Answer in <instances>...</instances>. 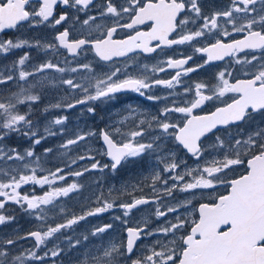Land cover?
<instances>
[{"label":"snow or ice","instance_id":"obj_1","mask_svg":"<svg viewBox=\"0 0 264 264\" xmlns=\"http://www.w3.org/2000/svg\"><path fill=\"white\" fill-rule=\"evenodd\" d=\"M93 4L94 0H0V32L19 29L26 23L53 30L67 25L56 31L52 41L0 39V54L27 47L43 51L47 57L28 70L31 54L25 51L0 70V86L17 89L0 88V226L16 220L6 214L8 204L37 222L34 230L23 235L16 231L0 236V264H43L45 257L57 258L84 247L89 237L99 238L101 243L85 248L76 257V264H264V0H229L223 9L207 13L201 0H103L97 5V13L88 15ZM57 5L66 9L58 16L54 15ZM81 12L86 16L83 20L75 15ZM98 19L104 22L97 23ZM140 26L147 30H140ZM125 30L131 34L115 38ZM77 33L80 38L73 39ZM233 34L241 38L233 39ZM173 46H187L192 55L169 56L154 65L139 64L137 57L163 54L162 49ZM61 50L63 60L59 59ZM86 50L109 65V70L97 73L92 62L79 63L77 58ZM196 54L203 63L189 66ZM116 58L123 59L122 66L116 65ZM226 58L230 63L215 74L214 82L185 83L190 73ZM169 70L174 74L168 79L156 78ZM237 72L243 78H236ZM48 86L69 95L48 105L44 112L80 106L82 114L95 116L99 106H122L109 115V123L98 133L78 128L71 137L55 148H45L38 156L34 147L47 137L67 135L66 115L49 120L44 135H38L39 123L32 118V108ZM152 89H164L166 94L155 95ZM128 93L163 102V106L156 114L148 113L139 105L123 103ZM210 103L218 106L197 114ZM21 105L28 110L21 112ZM242 125L248 128L246 134ZM57 127L59 133L54 130ZM232 128L237 131H230ZM222 130L224 135L204 144L210 134ZM10 135L28 138L31 146L23 151L8 146L5 141ZM93 137L103 142L101 149L89 147L85 154L70 159L75 147ZM169 142L194 158L195 167L179 159L168 147ZM93 151L109 162L96 160ZM54 152L63 166L46 169L43 165L49 161L44 158ZM145 157L154 158L156 164L138 183L151 188V197L133 196L130 202L117 203L119 197L114 191L121 195L129 187L135 191V185L125 183L120 189H108V196L101 190L85 197V202L94 206L81 214L69 213L62 203L63 198L82 194L84 186L78 178L86 173L108 170L115 174ZM85 160L93 162L78 171H68ZM237 168L244 171L233 176ZM69 177L74 178L71 183L66 182ZM25 185L39 186L41 193L24 192ZM221 188L225 194L219 193ZM177 193L184 199L176 200ZM206 193L215 195L205 199ZM198 195L205 202L193 208ZM148 205H155V220L163 218L164 223L152 227V220L143 218L136 226H129L134 210ZM188 208L193 211L188 212ZM114 209L121 214L112 216L113 223L95 226L82 238L65 235L88 217ZM115 222L122 226L125 238L119 243L105 242L103 236L116 227ZM149 238H153L152 243L133 258L138 242ZM24 240L34 244L17 248ZM52 241L57 242L40 255L39 250Z\"/></svg>","mask_w":264,"mask_h":264},{"label":"flooded vegetation","instance_id":"obj_2","mask_svg":"<svg viewBox=\"0 0 264 264\" xmlns=\"http://www.w3.org/2000/svg\"><path fill=\"white\" fill-rule=\"evenodd\" d=\"M103 2V0H94V4L91 7V9L88 11V15H95L97 13V5H100ZM205 12H209L212 9H223L224 7H226L229 3V0H201ZM66 9L64 8L63 5H57L55 8V12L54 15L58 16L62 11H65ZM75 15H77L79 17L80 20H83L86 18L85 13H76ZM104 21L101 20H97V23H103ZM122 22H126V21H122ZM111 21H108V26H111ZM67 25H63V26H57L56 30L54 31H62L63 27H66ZM189 27H194L192 25H190ZM140 30H147V28H145V26H140ZM11 31L10 30H4L1 33L2 38H7L8 39V35H11ZM56 34V33H55ZM127 34H131L128 32V30H125L124 32H120L116 35L115 38L117 39H122V38H126ZM79 33L74 34L73 35V39H78L80 38ZM94 35H99V33H95ZM174 38V37H173ZM233 39H239L241 38L239 34H233ZM197 46H200L199 44H197ZM162 53H153L150 55V57L147 58H142V57H137L139 64L140 65H144V64H148V65H154L157 64L159 61L166 59L169 56L172 57H179L181 54L183 55H192V49L187 47V46H173L171 49H162ZM257 56H259V53H255ZM69 59L71 60V57H69ZM77 60L79 61V63H88V62H92L93 68L97 73H103V72H107L109 70V65L105 64L104 62L98 61L96 59H94V54L90 51V50H86L85 52L81 53V55L77 58ZM117 66H122L124 61L122 58H116L115 61ZM203 63V58L200 56V54H196L193 56V60L190 61L189 66H194L195 64H200ZM230 63L229 59L226 58L225 61H217L214 62L212 65L210 66H206L204 69H201L195 73H190L188 77H185V83L188 85L193 84L194 82H198V81H213V78L215 76V74L220 71L221 69L225 68L228 64ZM74 66V64H70L69 65ZM1 69H3V67H1ZM174 72H172L171 70L164 72V73H159L157 75L156 78H160V79H168L171 75H173ZM236 78H243L242 75L237 72L236 73ZM1 88H7L9 86H0ZM9 89V88H7ZM15 88H10L11 91H14ZM179 91L182 92V88L179 89ZM152 92L155 95L161 96V95H165L166 91L164 89H152ZM8 92L5 91L3 94H7ZM79 98V97H78ZM56 103L55 100H53L51 97H42L40 101L36 102L33 105L32 111H33V119L34 120H38L39 123V128H38V135L43 136L44 135V126L45 124L49 121L52 120L53 118L57 117V116H61V115H66L68 117V120L66 122V131H67V135H56V136H49L47 137L45 140H43L41 142L40 145H36L34 147V151L36 152V154L38 156H40V154H42V151L40 150L41 148H43V146H46L47 143H51L50 146H55L57 142H63V140L68 138V122H74V121H82V125L81 128L84 131H89V130H94L95 126H89L87 123L94 121V117H98L100 119H102V124H99L96 126L97 128V133L99 132V130L101 128H104L105 125V121L104 118L105 116L110 115L111 113H114V111L116 109H119L122 105L117 103V104H112V105H103V106H99L97 109V114L95 116H92L91 114H88L87 112H84L83 114L81 113V107L77 106L75 109H69V110H63V109H59V108H50L47 112H44L43 109H45L48 105L50 104H54ZM123 103H131L134 106L135 105H139L141 107V109L143 111H146L148 113H152V114H156L158 113L159 109L163 106V102H152V101H147L145 100L143 97H139L137 94L135 93H128L126 94V97L123 98ZM215 106H218L216 104H208L206 106L203 107V110H197V114H204L207 112H210L212 110H214ZM28 110V109H27ZM26 110V111H27ZM74 113V114H73ZM88 116H90L89 119ZM74 118L76 120H74ZM113 118L115 119L116 117L113 116ZM242 127L245 128V134L248 131V128L243 126ZM55 131H57V133H59V128L57 127L56 129H54ZM230 131L232 132H236L237 130L235 128L230 129ZM224 131H219V132H215L214 134H210V138L204 141V144H210L215 140V136L216 135H224ZM12 138V140H11ZM19 137L15 136V135H10V137L5 141V143H12V142H16L17 145H20L17 143V139ZM23 139H27V141L31 144V141L28 138H23ZM96 141H87L86 143L82 144V147L86 148L88 150L89 147H91L92 149H101L103 147V143L102 141L96 137L95 139ZM168 147L171 149H176V147L172 144V143H168ZM179 151L181 152L180 154L183 156L185 155V157L188 160L194 161V158H191L190 155H188L186 152H184L182 149H179ZM92 155L95 156L96 160H99L102 164L103 163H108V159L107 157H104L102 155L99 154V152L97 151H93ZM52 155L49 156V162L50 164L52 161ZM196 163V162H195ZM128 169V170H127ZM130 173H129V172ZM244 171V169L237 173L236 175L242 174ZM99 171H94V172H90L91 174L96 173ZM131 172H135V163L134 164H127L125 165L123 168H121L117 173L113 174L108 170H105V173H101L99 172V178L96 181V185L91 189L92 193L93 192H99L101 190H103L104 195L108 196V189L112 188V186H114L113 189H116L118 186V182L119 180L128 178L131 174ZM235 175V174H234ZM233 175V176H234ZM125 183H129V184H133L136 186V182L135 179L133 177V179L130 180L127 179ZM131 188V187H130ZM136 189V188H135ZM23 191L24 192H31V191H36L37 194L41 193V189L39 186H33V185H25L23 186ZM220 194H225V189L221 188L218 190ZM92 193H90L88 190H86V194L83 195V198L90 196ZM149 193V192H148ZM107 194V195H106ZM114 196L119 197V199L117 200V203L120 202H130V200L132 199V197L130 196H134L135 195V191L131 194H128L127 196H123L124 197V201L121 199L120 193L119 192H113ZM149 195H151L149 193ZM215 195V193H210V197L212 198ZM137 196V195H136ZM130 198V199H129ZM65 204L64 206L67 208L68 210V198H63ZM205 202V201H204ZM7 205V211L6 214L8 215H14L16 217V220L12 223H9L7 225L4 226H0V236H10L14 234V232L18 231V233L20 235H23L24 233H27L28 231L34 230L37 227V222L33 221V219L31 220L30 217L24 215L20 209L18 207H16L15 205ZM105 215V214H104ZM197 216V214H196ZM23 218V223H22V227H24V230H18L20 229V222H22L21 220L18 219H22ZM198 218V216H197ZM56 222H60V221H56ZM11 229V230H10ZM123 237H120L119 242L125 238L124 233L122 232ZM121 234V236H122ZM65 235L68 236V230H66ZM59 239H63V237H60ZM57 241H52L50 243H48L46 248H42L41 250H39V254L43 255L44 251H47L48 249H51L54 245V243H56ZM116 242H118L116 240ZM34 244V241L31 240H24L21 241L18 245L17 248H31L32 245ZM66 247V246H65ZM71 252V251H70ZM70 252L66 251L62 256L57 257V258H51V257H45L43 264H53V259H55V264H68V257L70 255ZM142 254V253H141ZM139 254V255H141ZM34 264H41V262L37 261L34 262Z\"/></svg>","mask_w":264,"mask_h":264},{"label":"rangeland","instance_id":"obj_3","mask_svg":"<svg viewBox=\"0 0 264 264\" xmlns=\"http://www.w3.org/2000/svg\"><path fill=\"white\" fill-rule=\"evenodd\" d=\"M11 35H8V39L12 38V39H16V38H25V39H39L41 41H52L53 37L55 36L56 31H54L53 29L49 28L46 25H40L38 27L32 28L29 27V25L26 23L23 26H21L19 29H11ZM0 32V39H7V38H2ZM25 51H30L31 54V60L28 62V70L31 69V66L33 64H39L44 62L47 57L45 56L43 51H38L35 48L32 49H28L27 47L23 48V49H15L12 50L10 53L8 54H0V70H3L5 68V66L11 65L13 63V61H15L16 59H18V57L22 56L23 53ZM62 54L60 55L59 59L63 60L64 59V55H63V50H61ZM49 55H51V53H49ZM1 67H3V69H1ZM57 76H59L60 74H56ZM64 78H68V76H64ZM1 88V87H0ZM7 88H15L14 91H16V87L15 86H9ZM6 88V89H7ZM8 94V93H7ZM5 94V95H7ZM69 94L66 93L63 89L61 88H53L51 86H48L42 93L41 98L43 97H51L53 100L57 102L62 101L66 96H68ZM78 98V97H76ZM69 102H71V99H69ZM27 110V106L26 105H21L20 106V111L24 112ZM74 114V113H73ZM90 116H88L87 119H89ZM81 118H79V121H74V122H68V138L71 137L78 128H81L82 125V121H80ZM114 119V118H113ZM74 120H76L74 118ZM105 124L109 123V115L105 116L104 118ZM89 126H95L94 130L97 132V128L96 126L99 124H102V119L100 117V119L98 117H94V121L88 122L87 123ZM105 126V125H104ZM93 130V129H92ZM96 137L91 138L89 141H93L95 142ZM12 140V138H11ZM17 143L20 145H17L16 142H10L7 143L8 146H15L18 147L21 151H23L25 148L31 146V144L27 141V139H21L18 138L17 139ZM60 143L62 142H57L55 146H50L51 143H47L46 146H43V148H41L40 150L44 151L45 148H55L56 146H58ZM171 149V148H170ZM173 151H176V154L178 156L179 159L181 160H185L188 164V166L190 167H195V162L188 160L185 155H181L180 151L177 149H172ZM87 151L86 148L82 147V145L75 147L70 154V159H74L76 156L78 155H83L85 154V152ZM41 155V154H40ZM52 165L54 167H59V166H63L60 163V158L58 157L57 153H52ZM44 159H46L47 161H49V156L45 157ZM70 159L65 160L66 163L70 162ZM93 161H89V160H85V161H78L76 165H73L71 168L68 169V171H78L82 168L88 167L90 165V163H92ZM49 165V162L47 163ZM156 162L153 159H150L148 157H145L143 161L137 162L135 163V172H131V174H129L130 176L128 178L119 180L118 182V186L116 189H120L122 187V185H124V182L127 181V179L130 178L135 179L136 182V189H135V197L136 195L139 194H143V193H150L152 195V190L150 187L145 186L142 183H138V181L142 180L144 175H147L149 173V171L155 166ZM57 165V166H56ZM162 167V166H161ZM54 169V168H53ZM128 170V169H127ZM243 170V168H237L235 170V173H233L232 175H236L237 173L241 172ZM129 172V171H128ZM99 172L96 173H86L83 177L78 178V182L80 184H82L84 187V189H82V194H78V195H72L71 198H68V211L69 213H73V210H76L77 212H81V211H85V208L87 207V204L85 202V199L82 197L83 195L86 194V190H88L90 193H92V188L96 185V181L99 178ZM130 173V172H129ZM74 178L69 177L67 179V183H71L73 181ZM150 183V182H149ZM114 186H112L111 189H113ZM133 188H128L127 193L121 195V199L124 201V197L123 196H127L128 194L133 193ZM107 195V194H106ZM133 197V196H130ZM210 193H206L205 194V199H210ZM130 199V198H129ZM175 199L176 200H183L184 196L182 194L177 193L175 195ZM204 200H202L200 198V196L198 195L194 200H193V208L197 207V204L200 202H203ZM167 203H172V201H166ZM62 203L65 204L64 200H62ZM11 205V204H10ZM9 205V206H10ZM80 205V207L77 208V206ZM193 208H188L187 211L188 212H192ZM154 209H155V205H148V206H143L140 207L139 210H134V212L132 213L131 217H130V221H129V226H136L137 223L139 221H141L143 218H149L152 220V227H159L160 224L164 223V219L161 218V220L156 221L155 217H154ZM105 214V215H104ZM101 214L97 217H88L86 221H82L78 226H74L73 230H68V236H74V237H81L87 233H89L93 227L95 226H101L105 223H113L112 220V216L113 215H120V211L118 209H114V210H110L108 213H104ZM51 215V214H50ZM194 217H196V214L194 213ZM169 219H172V217L170 216ZM21 220L22 222H20V229L18 230H24L25 228L22 227V223H23V218L22 219H18ZM32 220V218H31ZM33 221H35L33 219ZM116 227L109 231L108 233L104 234L103 236V240L105 242L108 241H118L117 243H119L120 237H123L122 232L124 233V230L122 228V226L120 225L119 222H115ZM11 230V229H10ZM20 233V232H19ZM122 234V236H121ZM11 235V233H10ZM125 235V233H124ZM152 239L153 238H149V239H142L138 242L139 247L136 249V252L133 256V258H135L136 255H139L142 253V247L148 244L152 243ZM101 243V240L99 238L96 237H89L88 241L84 242V247H78L76 250H69L68 252H70V255L68 257V264H76V257L80 254H82L85 250V248L94 246V245H98ZM130 264V261H129Z\"/></svg>","mask_w":264,"mask_h":264},{"label":"trees","instance_id":"obj_4","mask_svg":"<svg viewBox=\"0 0 264 264\" xmlns=\"http://www.w3.org/2000/svg\"><path fill=\"white\" fill-rule=\"evenodd\" d=\"M45 166L48 168V164H47V163H45ZM56 166H57V165H56ZM145 194H146V193H145ZM146 196H149V195L146 194ZM73 213H76V210H75V209L73 210ZM81 213H82V211H81L80 213L77 212V214H81Z\"/></svg>","mask_w":264,"mask_h":264}]
</instances>
